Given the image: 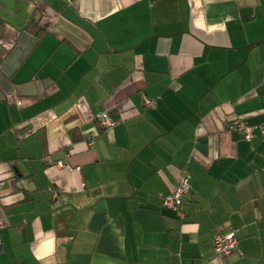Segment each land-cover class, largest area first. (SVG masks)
I'll return each mask as SVG.
<instances>
[{
  "label": "crops",
  "instance_id": "crops-1",
  "mask_svg": "<svg viewBox=\"0 0 264 264\" xmlns=\"http://www.w3.org/2000/svg\"><path fill=\"white\" fill-rule=\"evenodd\" d=\"M235 118L264 124V0H0V264H264V134Z\"/></svg>",
  "mask_w": 264,
  "mask_h": 264
},
{
  "label": "built area",
  "instance_id": "built-area-1",
  "mask_svg": "<svg viewBox=\"0 0 264 264\" xmlns=\"http://www.w3.org/2000/svg\"><path fill=\"white\" fill-rule=\"evenodd\" d=\"M144 106L146 108H150L154 106V103L148 99H143ZM96 120L100 124V126L105 129L106 131L113 130L118 124L119 120L112 118L108 111H102L98 113L96 116ZM230 131L236 132L237 134L242 135L247 141H250L253 138L254 127H248L244 125L239 120H234L228 126ZM260 134H264V124H261L257 127ZM92 137L89 135L86 137V142H91ZM88 145H91L89 144ZM44 163L50 166H55L59 169H67L74 172H79V167H72L67 162L63 161H53L51 158L44 159ZM3 185L0 182V187ZM188 186L186 183H182L174 188L171 195L163 200V205L165 208L174 210L177 212L179 217H183L181 212V206L183 202V197L187 193ZM210 243L212 245V249L214 254L218 258H226L229 257L232 253H234L236 248V237L232 232H223L222 230L214 231L210 238ZM1 250V247H0Z\"/></svg>",
  "mask_w": 264,
  "mask_h": 264
},
{
  "label": "trees",
  "instance_id": "trees-1",
  "mask_svg": "<svg viewBox=\"0 0 264 264\" xmlns=\"http://www.w3.org/2000/svg\"><path fill=\"white\" fill-rule=\"evenodd\" d=\"M154 103V102H153ZM234 120H239L240 122H242L244 125H246V126H248V127H254L255 129H254V132H255V130H257V132H258V129H257V127L258 126H260L261 124H258V125H251V124H248V123H246L243 119H241V118H235V119H232L231 121H230V123L227 125V127L232 123V121H234ZM97 121V120H96ZM97 123H98V121H97ZM98 125L100 126V124L98 123ZM101 127V126H100ZM102 128V127H101ZM103 129V128H102ZM103 130H105V129H103ZM254 132H253V138H254ZM234 133H236V132H234ZM241 138L244 140V141H246V142H251L252 140H253V138L250 140V141H247L242 135H241ZM182 183H186L187 184V186H188V190H189V185H188V182H187V180H182L180 183H178L176 186H178V185H180V184H182ZM175 186V187H176ZM174 187V188H175ZM188 190H187V193H188ZM186 193V194H187ZM186 194H185V196H186ZM185 196L183 197V202H182V206H181V212H182V215H183V207H184V205H185ZM160 207L161 208H165L164 207V205H163V200H162V202H161V205H160ZM165 209H168V208H165ZM168 210H171V209H168ZM172 211H174V210H172ZM175 213H176V215L179 217V215L177 214V212L176 211H174ZM180 219H183L184 217H179ZM220 231V230H219ZM237 244V243H236ZM212 246V245H211ZM235 251H236V248H235ZM234 251V252H235ZM233 254V253H232ZM231 254V255H232ZM230 255V256H231ZM216 256V255H215Z\"/></svg>",
  "mask_w": 264,
  "mask_h": 264
}]
</instances>
